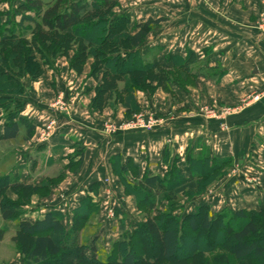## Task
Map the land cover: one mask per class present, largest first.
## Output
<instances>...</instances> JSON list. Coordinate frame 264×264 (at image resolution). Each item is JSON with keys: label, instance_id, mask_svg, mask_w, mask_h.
I'll return each mask as SVG.
<instances>
[{"label": "trees", "instance_id": "obj_1", "mask_svg": "<svg viewBox=\"0 0 264 264\" xmlns=\"http://www.w3.org/2000/svg\"><path fill=\"white\" fill-rule=\"evenodd\" d=\"M0 1L10 5L7 12H0V141L15 140L20 126L27 123L20 117L21 103L14 99L25 92L23 77L36 80L55 57H67L71 49L81 69L91 59L92 74L102 72L103 82L96 86L98 95L92 101L96 109L109 105L103 101L115 96L128 112H135L140 109L135 94L147 92L142 87L145 82L146 87L155 84L173 95L172 84L185 89L203 73L191 51L185 58L167 56L170 69L160 64L157 52L142 54L148 34L163 20L132 23L125 14L114 12L120 0H23L14 7L12 0ZM5 62L12 68H5ZM119 82L123 83L120 91ZM25 128L24 140L29 141L34 127ZM162 156L168 164L163 176H140L130 159L110 158L111 171L124 194L134 198L136 210L146 217L131 232L120 223L119 238L108 251L95 246L96 232L86 240L81 238V231L100 213V206L88 195L72 210L68 224L66 216L54 209L34 222L23 220L28 200L35 194L46 195L62 180V174L39 185L9 175L0 177V196L9 190L24 195L21 201L0 202L1 219L17 223L12 239L16 252L25 264H264V207L212 214L203 205L191 214L176 215L184 203L182 198L188 201L205 193L225 176L233 159L213 157L205 147L192 150L185 155L191 174L187 177L177 166L178 157L170 163L167 149ZM82 161L83 151L77 148L65 169L78 170ZM96 189L93 184L89 192L96 195ZM162 202L167 203L166 211L156 212ZM6 231L0 230V241Z\"/></svg>", "mask_w": 264, "mask_h": 264}, {"label": "crops", "instance_id": "obj_2", "mask_svg": "<svg viewBox=\"0 0 264 264\" xmlns=\"http://www.w3.org/2000/svg\"><path fill=\"white\" fill-rule=\"evenodd\" d=\"M22 1L18 0L16 4ZM128 1L129 6L117 13L125 14L132 23L163 20L157 30L149 34L141 48L142 54L157 52L160 64L170 69L172 64L166 62L167 56L185 58L187 51H191L196 55L197 63L201 64L203 73L197 74L195 88L188 86L187 89H180L176 84L170 86L171 95L182 109H169L170 99L160 90L153 97L143 93L135 96L141 110L149 107L163 118L168 117L170 110H178V114L175 112L176 120L150 133L109 136L99 127L103 116L87 112L88 97L79 101L70 100L71 117L58 115L49 106L50 98L53 99L57 91L59 94L67 92V89L59 80L56 85L53 84L58 73L51 65L44 68L40 78L22 80L25 92L14 99L21 103L20 117L27 123L20 126L15 140L0 141H25L27 125L33 126L35 133L44 129L51 120L57 123V128L47 139L25 141L32 144L18 152L17 159H12L4 175L21 178L23 183L39 185L44 176L51 175V169L55 176L65 175V172L55 171V168L66 166L68 158L80 148L83 151L80 173L84 174L85 185L76 191L74 186L71 187L50 206L37 203L34 207H27L23 220L34 222L54 209L66 216L68 224L72 210L88 195L100 206L102 217H105L106 210L114 214L113 219H103L94 242L97 248L105 251L116 240L120 223L131 232L140 222L133 210L134 198L124 194L111 171L109 160L114 156H119L122 162L130 159L140 176L145 173L163 176L168 164L163 162L162 153L167 149L169 162L178 157L180 172L190 177L185 155L205 147L213 157L232 158L238 173L227 176L228 179L224 178L212 189L184 202L181 206L185 209L184 214H191L203 205L209 206L212 214L224 209L258 210L264 207V38L255 30L260 0H132L133 4ZM2 5L5 8L0 7V12H7L10 5L0 1ZM15 5L12 0V6ZM91 84L86 83L85 86L91 89ZM245 100L249 102L244 105L242 102ZM205 102L217 109L244 107L236 115L213 121L199 115L201 104ZM84 110L87 117L81 115ZM117 110L116 117L119 118L123 109ZM108 111L106 109L103 114ZM8 155L1 152L0 159ZM246 177L251 181L248 182ZM93 184L97 185L96 195L89 192ZM3 224L5 222L0 219V226ZM12 224L14 229L7 234L16 232L17 223ZM109 237L111 239L106 242ZM9 238L11 236L5 235L0 243V254L7 256L1 264H23L19 259L15 260L16 250Z\"/></svg>", "mask_w": 264, "mask_h": 264}, {"label": "rangeland", "instance_id": "obj_3", "mask_svg": "<svg viewBox=\"0 0 264 264\" xmlns=\"http://www.w3.org/2000/svg\"><path fill=\"white\" fill-rule=\"evenodd\" d=\"M17 1L18 0H13L14 5L17 3ZM183 1H188V0H183ZM201 1H206V0H201ZM135 2H137V1L135 0ZM130 4H133L132 0H131ZM127 6H129L128 0H120L118 7L116 9H114V12H118L119 10H121L122 8H125ZM0 7H1V9H3V8H5V5H2ZM260 10H261V5H260ZM257 18H258V16H257ZM257 18L255 21V30L258 32V34L261 37L264 38V34L261 33V30H260L262 27L264 28V25L262 23H260ZM157 28L158 27L154 28V30H152V31L157 30ZM149 34H148V37H149ZM148 37L146 38V41H147ZM76 58L77 57H75L74 50L71 49V51L68 52L67 57L66 56H64V57L58 56V57H55L54 61L52 62V65H54L53 67L55 68V70L58 73V78H56L54 80L53 84L56 85L57 81L59 80V82L67 89V92H60L59 94H58V91L57 92L55 91L56 96L54 95L55 97H53V99H52V97L50 98L51 100L49 101V106L58 115H61L63 117H71V113H72L71 104L72 103L70 102V100L71 99H73V100L77 99V101H79V99H83V98L88 97V99H89L88 106L89 107L87 109V112L89 114L96 113L100 117L103 116V118L99 121V124H100L99 127H101L103 129V132L107 133V135H109V136H118V135H123V134L150 133V132H153V131L157 130L158 128H160L163 124L176 120V118H177L176 113L178 114V110H170L168 113V117H166V118L158 116L153 110L149 109V107L143 108L144 110L138 109L135 112H128L127 109H125L120 103H117V98H115V96H113V98L109 101H107V100L103 101L105 104L110 103L109 105H105L102 108L98 107L97 109L93 108L92 101L96 100V96L98 95V93H96L95 88H96V86H98L99 84H101L103 82L102 72L97 73L96 76L92 74L91 71H92V67L94 64H93V61L91 59H88L87 61H85L84 65L81 69V66L79 67L80 60L78 61V58L77 59ZM71 65H75L79 69L77 70L75 68H72ZM3 66L7 69L12 68L9 64H7V62L3 63ZM79 70H82V71L78 72ZM42 75L43 74H41L38 78H40ZM24 78H29L30 80H32V77H30L29 75H25L23 77V79ZM86 83H92L91 84L92 88L88 90V88L85 86ZM144 84L145 85L142 84V87L147 92H144V93L143 92H136L135 96L137 95V93H143L147 97L148 96L153 97L160 90L165 95V97L167 96V98L170 99L171 107L169 109H182V108L178 107L177 101L173 98V96L171 94L166 92L165 89L161 88L160 86H156L155 84H153L152 87H150V86L146 87V84H147L146 82ZM195 85H196L195 83L192 84L191 88H195L196 87ZM122 87H123V83L119 82L118 91H120ZM185 89H187V87ZM113 94L115 95L117 93L114 92ZM135 101H136V98H135ZM247 102H249V101L245 100V102H242V104L245 105V104H247ZM164 104L166 105V103H164ZM243 107H244L243 105H238L235 107H224L223 109H217V108H214L210 103L205 102L204 104H201L199 115L204 119H209V120H213V121L222 120L223 118H227L229 116H233V115L238 114ZM118 108L123 109V114L119 118L116 117V113L118 111L117 110ZM106 109H109L111 112L108 111L105 114H103ZM81 115L82 116L85 115L87 117L86 110H84V113L83 114L81 113ZM50 122H52L50 129L48 131L45 129H42L41 131H36L32 136V142L35 140H45L52 135L53 131H55V129L57 128L56 127L57 123L54 120H51L45 125V127L47 125H49ZM31 144L32 143L27 144V143H25V141H22V140H17L13 143L0 142V151L3 153H6V154L9 153V155L7 157H5L3 160L0 159V177L4 176V174L8 171L7 170L8 167L10 168L9 163H11L12 159H14V161H15V159H17V156L19 155L18 152L22 151L23 149L28 148ZM82 164H83V161H82L80 168L78 170H75L76 168H72V170H67V169H65L66 168L65 166L62 168H60V166L55 168V171L65 172V175L63 174V176H62V180L60 182H57L55 184V186L53 185V187L50 188L49 192L46 195H43V196H39L37 194L33 195L28 200V206L27 207H29V206L34 207L37 203H42L43 205L46 204V206H50L53 204L54 201L63 197L62 196L63 192H68L70 190V188L73 186L75 187L74 191L78 190L79 188L81 190L83 185H85V183H86V179L84 178L83 172L80 173L81 168H82ZM237 170H236L235 164H233L231 167L227 168L225 176L220 178L218 181L212 183L207 188V190L212 189V187H214L218 182H220L221 180H223L227 176L236 175L238 173ZM50 171H52V172H49L51 175L44 176L42 180L52 179V178L56 177L54 175L55 174L54 170L51 169ZM57 175H59V174H57ZM66 175H67V177H66ZM18 179L20 182H22L21 178H18ZM227 179H228V177H227ZM247 181L250 182L251 179L247 178ZM247 181H246V183H248ZM25 183H27V182H25ZM20 194L21 195L13 192L12 190H9L6 194L0 196V202L2 199L9 200L10 202H14L15 200H18V199L21 201L23 199L24 195H22V193H20ZM182 200H183L182 202L187 201L186 198L185 199L182 198ZM176 202L179 203V201H176ZM133 205H134L133 210L135 213V217L139 221L142 222L143 218L146 217L145 213H143L142 215L139 214V212L136 210V207H135V200H134ZM177 205H180V204H177ZM27 207H26V210L24 211V213L22 215L23 217L28 212ZM166 208H167V203L162 202L159 205V209L156 212H164V211H166ZM106 212H105V217H102L101 214L99 213L96 220H92L86 225V227L81 231V238L83 236V239L86 240L94 232H96V234H97V230L99 229L100 224L103 222V219H113L114 215H112L108 210H106ZM156 212H153L150 215H152V214L155 215ZM184 212H185V209L183 210V208H180L179 210L176 211V215L182 216L184 214ZM0 219H1V217H0ZM3 222H5V221H3ZM12 223H15V225H16L15 221ZM12 223L9 222L7 225L5 222V224L0 226V230L2 228H6L7 231L14 229L13 228L14 224H12ZM7 231L5 232L4 236L2 237L0 243L3 241L5 235H7V237L11 236V238H9L11 241L16 236V232L14 234L13 233L7 234ZM119 235H120V231L118 232V236L116 239L119 238ZM110 237L107 238L105 241L108 242L109 239H111ZM114 237H116V236H114ZM220 239H221V237H220ZM11 244L13 245L14 249L16 250L17 248L14 245V243L12 242ZM147 245L150 248L152 247V246H150V244H147ZM109 247H110V245H109ZM98 250L103 251L104 249L101 247H98ZM154 255H156V253ZM6 257L3 254H0V264H1V261H3V259H5ZM14 258H15V260H16V258L19 259L23 264H25L24 263L25 259L19 253L16 252V257H14ZM5 261H7V260H5Z\"/></svg>", "mask_w": 264, "mask_h": 264}, {"label": "built area", "instance_id": "obj_4", "mask_svg": "<svg viewBox=\"0 0 264 264\" xmlns=\"http://www.w3.org/2000/svg\"><path fill=\"white\" fill-rule=\"evenodd\" d=\"M260 5H261V10L259 12V15H258V18L257 19H258V21L260 23H262L264 25V0H260ZM260 30H261V33L264 34V28L262 27ZM51 124H52V122H50V124L47 125L44 129L48 131L50 129V127H51ZM109 212L112 215H114L112 211H109Z\"/></svg>", "mask_w": 264, "mask_h": 264}]
</instances>
